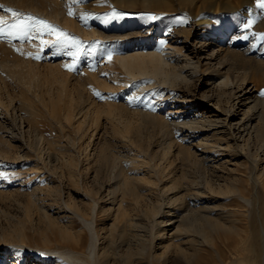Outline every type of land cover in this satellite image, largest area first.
Wrapping results in <instances>:
<instances>
[{
  "label": "bare ground",
  "instance_id": "bare-ground-1",
  "mask_svg": "<svg viewBox=\"0 0 264 264\" xmlns=\"http://www.w3.org/2000/svg\"><path fill=\"white\" fill-rule=\"evenodd\" d=\"M16 1L34 14H44L52 19L63 20L68 26L77 27L79 36L90 37L88 35L93 34L88 26L83 27L82 24L79 25L76 21L74 23L70 19L80 16L83 20L85 17L83 7L78 0H49L50 4L54 5L52 9L37 0ZM113 1L118 7L130 10H134L138 7L136 5L140 4L139 7L144 12H156L155 20L160 14L167 17L176 10L184 9L194 23L191 29L178 31L176 41L166 46L159 45L157 38L150 36L146 42L131 41L122 44L119 42L113 46L111 44L114 64L119 68V71H113L114 65H112L109 72L111 74H108L114 84L109 82V78L106 79L107 81L99 79L97 77L99 75L94 79L91 78V82L92 79L94 80L92 84L96 85V88L95 86L93 88L91 84L93 90L101 89L103 93L110 91L112 94L123 91L122 88L128 86L125 83H130V80L138 79L141 81L140 92L144 94L137 106L107 102L98 111L115 135L116 142L120 143L117 154L114 155L109 146H103L100 156L103 158L106 171L113 175L114 182L117 183L111 192L113 201L109 211L117 212L116 215L121 216L122 221L120 224L117 221L111 223V232L107 231L109 235L105 240L108 243L102 246L98 244L101 238L95 222L85 215H80L91 236L88 251L82 248L84 237L82 234H76V237H70L69 234L61 235L63 239L69 241L70 246L55 250L48 245L49 240L45 242L43 249L41 247L32 249V245L27 243L25 234L21 232L17 234L18 240L20 239L18 246L34 250L37 254L41 253L43 264L59 263V258L54 257L56 254L70 264H160L175 257L185 264H209L200 261L201 258L196 250L198 243L199 246L211 245L219 257L220 264H235L253 252H256L259 259L264 260V221L259 225L260 227L256 225L257 227L255 226L256 228L250 232L246 223H255L251 216L252 210H250L251 214L245 213V210L242 212L238 209L233 210L231 207L225 210L226 206L220 203L222 199H238L241 204L242 202L245 204L247 210L246 207L250 209L253 200H258V187L262 186L264 189V95L259 94V89L263 85L254 80L259 72L264 71V64L254 58L255 56H249L247 50L243 52L234 48L236 44L234 41L228 47L213 44L207 39V31H204L207 28L205 24L213 20L206 15L202 16L205 12L215 15L219 12L232 13L251 3V0H236L238 3L236 5L228 4L226 0ZM69 12L72 14L70 15ZM202 31L206 35L205 39L199 40L197 45L193 44L192 38L197 36V32ZM200 36L201 34L198 38ZM9 63L8 59L3 58L0 60V67L7 68ZM23 64L14 61L13 66L14 74L17 71V76L25 89L31 91L33 87H40L41 73L33 65ZM70 79L68 75H62L50 81L55 85L52 87L59 92L58 101L64 104L62 109L64 113L56 114L55 118L72 124L78 115L89 116L95 111L97 103L92 97L94 95L91 92L92 88L87 90V87H79L77 90H72L70 83L73 79ZM195 83L210 88V92L214 93L208 95L206 93L198 98L196 93L192 94L191 90V93L189 92L190 87ZM140 92L138 91V94ZM166 104H171L172 108L178 111H170L166 115L158 112ZM22 105L32 115L34 111L32 103L22 101ZM177 113L184 115L170 117ZM153 141L161 148L162 153H152L149 157L147 154L152 151V145L155 143ZM55 144L57 151L62 152L60 156L62 158L58 160L65 162L64 166L66 165L68 170L70 182L80 191L73 152L66 146L67 144L62 145L60 142ZM176 152L177 158H181L188 168L191 167L193 170L192 166H195L197 175L198 172L201 175L198 181L193 178L194 180L182 182L174 177L172 171L166 170V166ZM230 165L235 167L237 173L227 177L224 170ZM151 167L158 168L157 175H162L163 178L156 180L150 171ZM240 167L248 170L251 167L246 177L247 183L253 184L254 192H251L248 184V186L238 185L242 181ZM188 168L187 170L190 169ZM152 195L160 196L159 199L163 200L146 212L145 215L150 221L141 224L138 221L139 217H134L131 210H138L142 202ZM190 201L196 202L198 207H192L195 205L190 204ZM90 206L91 215H97L100 210L98 203L93 200ZM214 232L224 234L219 247L210 239ZM147 256L149 263L145 262ZM197 256L198 261H196ZM209 256L207 260L211 262L213 258ZM24 258L25 255L20 260H13L10 263L37 264L36 257L30 261ZM0 264H5L1 257Z\"/></svg>",
  "mask_w": 264,
  "mask_h": 264
},
{
  "label": "rangeland",
  "instance_id": "rangeland-1",
  "mask_svg": "<svg viewBox=\"0 0 264 264\" xmlns=\"http://www.w3.org/2000/svg\"><path fill=\"white\" fill-rule=\"evenodd\" d=\"M37 1L50 9L54 7L49 0ZM217 1L213 0L211 2ZM78 2L83 7L85 17L83 20L80 16L70 19L74 23L76 21L77 24H82L81 26L83 27L87 28L88 26L93 31L92 35H88L90 37L86 35L79 36L78 28L66 25L63 20L52 19L44 14H34L19 5L16 0H0V5L4 6L0 8V17H3L5 21L2 26L3 34H0V60L5 58L10 61L7 68L2 69L0 67V257L4 259L5 264H11L10 262L13 260L18 261L24 255V260L30 261L33 257H36L35 259L38 260L37 264H43L41 253L37 254L34 253V250L18 246L20 239L18 240L17 234L21 232L25 234L27 238L25 239L29 245H32V247L30 246L32 249L44 247L45 242L49 240L48 245L55 250L70 246L69 241L63 239L61 235L66 236L69 234L70 237H76L78 234H82L84 236L81 243L82 248L88 251L91 236L80 215H85L88 219L95 222L101 238L98 244L103 246V244L106 245L108 243L105 240H107L106 238L111 232V223L113 224V222L117 221L120 224L122 217L117 216V212L112 213L109 211L113 201L111 192L117 183L115 184L113 175L106 171L100 152L103 146H109L110 151L115 155L120 150V143L116 142L115 135L109 125L105 124L104 117L99 115L98 111L107 102L115 105L137 106V104H140V98L144 94L140 92L141 81L133 79L130 80V83H125L128 86L124 85L123 91L120 90L112 94L110 91L105 90L107 93H103V90L100 89L101 93L100 90L97 91L95 89L96 93L100 92L97 95L94 93L95 90H93L94 86L96 88V85L92 84L93 79L97 75L103 81L108 79L112 65H114L113 71H119V68L114 64V52L111 50L114 44L119 42H121L119 44L129 43L131 41L146 42L152 37L157 38L159 45L166 46L171 44L172 41H176L175 38L178 31H187L194 24L187 14L188 12L184 9L176 10L175 13L167 17L164 14H160V17L155 20L152 17L155 16L156 12H144L139 7L140 4H137L136 6L138 7L134 10H130L118 7L113 0H78ZM226 2L231 5L238 4L236 0H226ZM8 8L21 15L14 17L10 12L6 11ZM212 14L202 13V16L206 15L213 20L205 24L207 28L204 31H207V39L215 45L219 44L226 47L230 46V43L234 41L236 43L234 48L243 52L247 50L249 56H255L254 58L264 64V38H262L264 37V8L258 6V0H251V3L243 8L236 9L232 13L219 12L216 15ZM28 16L47 22L56 31L53 32L43 25L36 24L35 20L27 21ZM18 19L33 24L35 27L27 35L17 28H10L9 25L17 23ZM155 21H158V23ZM204 31L197 32V36L192 38L193 44L197 45L199 40L205 39ZM59 32L67 34L71 39L57 43ZM147 32L148 34H146ZM200 34L201 36L198 38ZM106 39L107 41H105ZM108 41L109 43H107ZM14 61L24 63L23 65H33L42 75L40 87L35 85L36 87H33L31 91H27L17 76V71L14 74ZM62 75H68L73 79H70L72 90H77L79 87H87V90H89L93 86L91 92L94 94L92 97L97 103V107L94 109V113L92 112L89 116L78 115L75 119L76 122L78 120L77 123L74 121V123L69 124L55 118L56 114L64 113L62 111L64 104L58 101L59 92L52 87L54 84L51 81H53V78ZM91 78H93L92 82ZM110 79L108 80L112 84L113 81ZM254 80L263 85L259 89V94L264 95V71L259 72ZM190 90L192 94L196 93L198 98H201L206 93L207 95L214 93L210 92V88L202 87L199 83H195L190 87L189 92L191 93ZM138 91L140 92L139 94ZM170 91L174 90L170 89ZM135 99L137 100L136 102ZM22 101H30L32 103L34 109L32 115L25 110ZM165 106L162 108L163 110L160 109L158 112L166 115L170 111H178L177 109L174 110L171 104H166ZM182 115L184 114L177 113L170 115V117H181ZM191 115L193 116L194 113ZM79 126L80 128H78ZM57 142L62 145L67 144L66 146L70 147L69 149L73 152L75 169L77 168L81 187L80 191L75 189L70 182L68 170L65 167L66 165L64 166L65 162L58 160L62 158L60 157L62 152L58 150L59 154L55 148V143ZM151 150L147 154L149 157L152 153H162L161 148L156 146V142L152 145ZM191 160L194 162L192 158ZM192 167L195 168L194 165ZM187 168L188 165L184 164L181 158H177V152L175 156L171 157L169 165L166 166V170L172 171L174 177L182 182L193 178L198 181L201 175L199 172L197 175L196 168H193V170L191 167H189L190 169L188 168L189 170ZM186 170L188 172L195 171L188 173ZM249 170L251 171V167H249ZM249 170L245 169V167H240L239 172L242 176V183H238L239 186L249 185L246 177L247 172H250ZM150 171L156 180L163 178L162 175H157L158 168L151 167ZM224 171L227 177L237 173L232 165L225 168ZM248 187L251 192H254L253 184L250 183ZM257 190L258 200H253L252 205L249 207L250 209H248V206L246 207L247 210L245 209V204L243 202L241 204L238 199H222L220 202L224 207L226 206L225 210H229L231 207V209H238L241 212L245 210V213L250 212L249 214H251L250 210H252L253 214L251 216L255 223H246V227L250 232L253 228L260 227L259 225L264 221V189L259 186ZM90 191H92L91 196ZM119 196H121V193ZM159 198L160 196L156 197V195L146 198L138 210H131V214L136 218L139 217L138 221L141 224L147 223L150 219L145 214L159 202H162L163 199L160 200ZM93 200L98 203L100 209L95 216L91 215L90 211V205ZM224 201L228 202V204H225ZM192 203L195 205H192V207H198L196 202L190 201V204ZM59 206L63 208L60 209ZM104 208L106 209L104 210ZM72 233L74 234L72 235ZM221 233L214 232L210 236V239L214 240L218 247L223 240L224 234ZM71 244L73 246V243ZM189 250L194 252L190 248ZM196 250L201 262L220 264L219 257L211 245L202 244V246H199L198 243ZM56 256L58 254L54 255V257L60 260L57 264H70L61 256ZM207 256L213 258L211 262L207 260ZM198 258L197 256L196 261L199 260ZM262 261L264 260L259 259L256 252H253L235 264H264ZM145 262L149 263L148 256ZM49 264L54 263L50 262ZM160 264L185 263L175 257V259L173 258Z\"/></svg>",
  "mask_w": 264,
  "mask_h": 264
},
{
  "label": "snow or ice",
  "instance_id": "snow-or-ice-1",
  "mask_svg": "<svg viewBox=\"0 0 264 264\" xmlns=\"http://www.w3.org/2000/svg\"><path fill=\"white\" fill-rule=\"evenodd\" d=\"M258 6L261 8H264V0H258ZM3 5H0V8H3ZM7 12H10L14 17H19L21 14L18 12L13 11L11 8L6 9ZM69 14L71 15L72 13L69 12ZM153 19H155V17H152ZM35 20V23L38 25H43L45 28L50 29L51 31H56V29H53L51 25L47 24V22L43 21V20H38L34 17L28 16L27 17V21H33ZM5 21L3 20V17H0V34H3V25H4ZM10 28H17L20 31H22L25 35H27L34 27L35 25L33 24H29L26 21L23 20H17V23L9 25ZM11 34V33H9ZM264 38V37H262ZM71 38L67 36V34L63 33V32H59L58 36H57V43H61L62 41H67L70 40ZM67 67V66H66ZM97 95H99V93H97Z\"/></svg>",
  "mask_w": 264,
  "mask_h": 264
}]
</instances>
